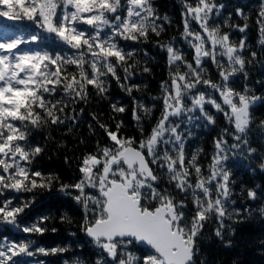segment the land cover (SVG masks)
<instances>
[{
    "label": "snow or ice",
    "instance_id": "6c2138e0",
    "mask_svg": "<svg viewBox=\"0 0 264 264\" xmlns=\"http://www.w3.org/2000/svg\"><path fill=\"white\" fill-rule=\"evenodd\" d=\"M182 6L179 37L156 41L168 69L161 95L153 97L162 103L160 118L145 134L142 121L153 114V108L133 97L132 119L140 138L123 135L124 121L115 114L127 109L110 101L114 128L97 114L91 116L109 143L97 141L95 151L78 158L79 179L62 183L58 174L35 167L45 151L36 142L37 135L60 127L74 131L84 114L83 108L76 113V107L89 104L93 93L109 99L112 81L129 96L138 91L140 86L132 83L137 65L130 61L152 35L161 37L171 20L159 15L153 0H0V19L18 26L0 25V234L9 230L25 234L22 238L0 235V264H29L25 258L68 250L40 247L31 238L48 231L50 215L25 222L36 194L54 188L82 206L81 230L97 250L95 264H197L198 241L207 223L215 220V236L221 242L226 232L234 233L226 221L238 223L233 217L241 213L231 207L235 201L226 162L229 153L257 152L249 137L254 131L253 110L264 105V95L254 94L247 83L240 91L233 85L238 76L248 80V66L255 64L258 53L246 56L247 38L236 43L230 32L222 31L226 27L243 34L248 28L247 22L230 23L232 13L223 18L224 4L182 0ZM235 15L248 20L240 7ZM257 17L259 43L264 47V5ZM46 39L57 47L42 46ZM209 65L215 68L216 79ZM143 72L151 68L146 66ZM209 106L223 114L232 130L225 128L214 138L205 170L199 163L203 149L189 157L186 140L192 133L185 135L181 127L201 120L215 125ZM89 128L95 131L93 125ZM258 130L264 137V120ZM259 167L264 171V162ZM247 197L264 199L256 189H248ZM256 211L264 215V207ZM60 219L71 222L67 215ZM63 264L83 262L65 259Z\"/></svg>",
    "mask_w": 264,
    "mask_h": 264
},
{
    "label": "trees",
    "instance_id": "16d2710c",
    "mask_svg": "<svg viewBox=\"0 0 264 264\" xmlns=\"http://www.w3.org/2000/svg\"><path fill=\"white\" fill-rule=\"evenodd\" d=\"M216 2L225 5L223 18H227L228 13H232L230 23L243 25L247 22L248 24V28L243 34L238 30L226 27L222 28V31L230 32L231 39L236 43L242 37L247 38L246 56L251 51L258 53L255 64L248 66V80L245 81L238 76L233 87L240 91L247 83L254 94L264 95V47L259 43V26L256 23L257 14L261 6L264 5V0H216ZM153 6L158 10L161 17L167 15L171 20V24L164 25L165 31L161 34V37L158 38L152 35L147 43L141 44L138 55L130 61V63H136L137 65V75L133 77L132 83L138 84L140 86L139 90H134L132 96H129L121 90L115 81H112L108 94L109 99H99L93 93V98L89 104H80L76 107V113H79L80 109L83 108L84 114L80 117L82 122L75 127L74 131L68 132L67 127H60L50 133L45 129L38 134L36 142L43 145L45 151L35 161V167L43 170L45 174L49 172L58 174L62 183H75L79 179L78 158L86 152L95 151L97 141L101 145L109 143L102 130L95 126V121L91 119V116L97 114L100 116L101 122L112 124L114 128V123L110 120L112 115L110 101L125 106L127 109L123 114H115L117 119L124 121L123 135L140 138L136 121L132 119L133 97L146 107L153 108V114L149 117H144L143 110L140 111V115L144 117L142 123L145 134L151 131V127L160 118L162 103L153 100V97L161 95L160 84L161 81L168 79V69L165 54H161L160 49L156 47V41L167 42L173 36L179 37V33L183 30L181 18L183 6L182 0H153ZM238 7L243 9L248 17L247 21L235 15ZM0 25H7L10 29L18 27L2 19H0ZM193 27L196 28L197 26L193 23ZM42 46L49 49L57 47L51 39H46ZM177 46L180 47L181 45L178 44ZM183 49L187 51V45H183ZM145 52L148 53L147 56ZM146 66L151 68V72H143V68ZM209 70L212 78L216 79L215 68L209 65ZM208 110L215 115V125H206V121L201 120L194 122L192 125L184 123L181 127V131L185 135L188 131L192 133L191 137L186 140L187 155L190 157L193 151L203 149L199 157V163L205 170H207L214 152V138L220 136L225 128L232 130L222 113H215V110L210 106ZM253 117L254 131L249 139L252 147H255L257 152L253 156L239 152L233 156L229 153V159L226 162L231 172V199L235 201L231 207L241 213L240 217L234 216L233 219L239 220V222L226 221V224H231L235 231L234 233H225V242H221L215 236V229L218 226L215 220L207 223L204 228V235L198 241L200 254L196 257L197 264L200 261H206V264H264V215L256 211L260 207H264V199L258 198L252 201L247 197L248 189H256L258 196H264V171H261L259 167L260 163L264 162V137H261L258 130L259 122L264 120V105H260L253 110ZM197 123L200 126H196ZM90 124L94 126V132L89 128ZM68 127L73 126L68 125ZM49 135L51 139L45 140L44 137ZM228 139L231 143V137H228ZM66 157L69 163H65ZM248 208L253 209V211L245 212L244 209ZM26 212H28L25 219L26 223L33 222L37 216L50 215L52 217L46 222L48 231L43 235H32L31 238L37 241V246L48 249L59 246L68 249L62 254L49 256L37 254L35 258H25L29 261V264H33L34 260H43L46 264H63L65 259L72 261L76 258H79L83 264H95L97 250L91 241L85 238L84 232L81 230L83 208L71 196H64L58 193L55 188L51 193L47 191L38 192L35 203ZM62 215H67L71 222L69 223L67 220L61 222L60 217ZM52 228L57 231H51ZM0 235H9L10 238H22L25 234L9 230ZM228 241L231 242L230 245L227 244ZM133 250L136 251L137 249Z\"/></svg>",
    "mask_w": 264,
    "mask_h": 264
},
{
    "label": "water",
    "instance_id": "95a60500",
    "mask_svg": "<svg viewBox=\"0 0 264 264\" xmlns=\"http://www.w3.org/2000/svg\"><path fill=\"white\" fill-rule=\"evenodd\" d=\"M86 236V235H85ZM86 238L88 239V240H90V238H88L87 236H86Z\"/></svg>",
    "mask_w": 264,
    "mask_h": 264
}]
</instances>
